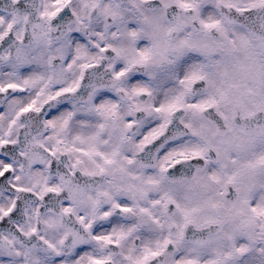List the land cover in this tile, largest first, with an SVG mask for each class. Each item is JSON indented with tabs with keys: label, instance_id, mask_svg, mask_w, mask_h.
<instances>
[{
	"label": "snow or ice",
	"instance_id": "1",
	"mask_svg": "<svg viewBox=\"0 0 264 264\" xmlns=\"http://www.w3.org/2000/svg\"><path fill=\"white\" fill-rule=\"evenodd\" d=\"M0 264H264V0H0Z\"/></svg>",
	"mask_w": 264,
	"mask_h": 264
}]
</instances>
